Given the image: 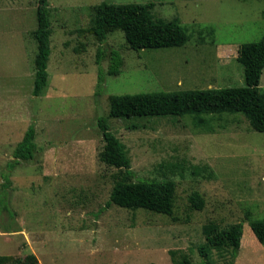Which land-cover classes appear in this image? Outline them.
<instances>
[{
  "label": "rangeland",
  "instance_id": "1",
  "mask_svg": "<svg viewBox=\"0 0 264 264\" xmlns=\"http://www.w3.org/2000/svg\"><path fill=\"white\" fill-rule=\"evenodd\" d=\"M153 3L154 18L177 22L190 40L180 48L131 50L117 31L101 45L82 33L98 6ZM52 29L48 85L33 96L38 0H0V256L38 264H204V229L244 224L235 264H264L251 219H264V133L240 113L184 117H109L113 95L246 86L243 44L264 36V0H49ZM102 46V47H101ZM124 58L119 76L97 64L99 48ZM99 69L104 82L99 86ZM264 94V71L260 83ZM125 146L134 181L176 183L172 216L107 206L122 173L99 160V119ZM37 152L8 173L27 130ZM131 127V128H130ZM199 194L204 208L192 206ZM231 250H213L228 264Z\"/></svg>",
  "mask_w": 264,
  "mask_h": 264
},
{
  "label": "trees",
  "instance_id": "2",
  "mask_svg": "<svg viewBox=\"0 0 264 264\" xmlns=\"http://www.w3.org/2000/svg\"><path fill=\"white\" fill-rule=\"evenodd\" d=\"M49 5V0H38V26L33 33L38 46L33 90L35 97H40L48 85L52 36ZM153 9V3L110 4L103 2L97 8L95 24L90 28L82 29L81 32L93 35L96 41L104 45L110 34L121 31L124 33L129 48L134 51L184 47L190 40L186 28L177 22H165L154 18ZM101 47L97 53V64L101 65L103 60H107L109 62L107 74L119 76L124 66L123 56L117 50ZM238 61L245 70L246 86L244 87L113 95L109 98V117L130 119L240 113L246 116L252 129L264 133V94L260 87L264 71V36L258 42L243 44L238 50ZM104 77L102 69H99V86H102ZM99 128L104 140V148L99 154L100 162L123 172L112 189L107 206L116 205L128 210L144 209L156 214L172 216L176 183L171 180L135 182L126 148L111 132L105 118L99 119ZM36 133L34 125L27 130L23 140L14 151V161L9 164L8 173L21 162L34 159L38 148ZM3 178L5 184L0 202L3 209L8 211V196L5 188L10 182V175ZM190 200L195 209L204 208V200L199 194H193ZM247 220L257 240L264 245V219L254 220L248 215ZM204 234L206 244L199 248L204 264H214L210 259L213 250L219 253H227L231 250V260L228 264H235L244 236L243 223L234 224L223 230L211 224L205 227ZM0 264H38V259L34 254L28 255L26 259L0 256ZM180 264L194 263L188 257H183Z\"/></svg>",
  "mask_w": 264,
  "mask_h": 264
}]
</instances>
